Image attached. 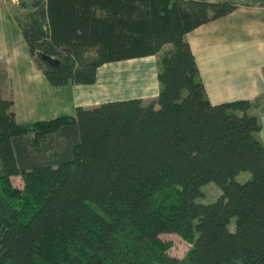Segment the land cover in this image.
Listing matches in <instances>:
<instances>
[{"label":"trees","instance_id":"16d2710c","mask_svg":"<svg viewBox=\"0 0 264 264\" xmlns=\"http://www.w3.org/2000/svg\"><path fill=\"white\" fill-rule=\"evenodd\" d=\"M235 9L33 0L15 17L53 87L92 86L105 65L163 54L159 95L149 102L79 106L75 116L21 124L0 86V264H264L263 124L255 114L264 99L213 105L187 40ZM243 172L252 178L240 183ZM210 183L221 197L198 203ZM166 231L190 246L184 259L158 238Z\"/></svg>","mask_w":264,"mask_h":264},{"label":"crops","instance_id":"0c3cea01","mask_svg":"<svg viewBox=\"0 0 264 264\" xmlns=\"http://www.w3.org/2000/svg\"><path fill=\"white\" fill-rule=\"evenodd\" d=\"M196 1L236 6L231 14L209 22L187 35L210 102L219 105L264 99V0ZM10 3L14 5L19 1L0 0V63L2 71L7 72L8 76L21 71L20 64L23 63L20 58L21 38L17 37L18 40L14 42L5 33L4 27L8 21L3 11ZM158 60L159 56H156L103 66L95 85H73L75 105L92 109L107 102L155 100L160 91ZM30 62L31 67L22 72L30 71L41 79L43 74L31 57ZM120 68H127L124 77L116 75ZM10 90L12 95L13 88ZM2 95L6 97L4 88ZM5 99L12 100L10 97ZM255 114L263 124L261 136L264 142V102Z\"/></svg>","mask_w":264,"mask_h":264},{"label":"rangeland","instance_id":"374dc122","mask_svg":"<svg viewBox=\"0 0 264 264\" xmlns=\"http://www.w3.org/2000/svg\"><path fill=\"white\" fill-rule=\"evenodd\" d=\"M18 4H11L4 7L5 33L10 40L16 41L21 38L20 64L22 70L31 67L29 50L27 44L22 40L21 31L18 28L14 15L23 17L31 10L33 0H18ZM24 2V3H23ZM161 53L159 55H162ZM15 72L8 76L7 72L0 73V86L4 88L6 97L15 101L14 112L17 121L21 124L35 123L38 121H49L62 116H75L77 105H75V93L72 84L66 87H53L46 78L41 75V79L30 71ZM127 68H120L116 75L124 77ZM123 86H121L122 88ZM13 88L12 95L10 94ZM4 97V98H6ZM252 178L248 172H243L237 176V181L244 183ZM15 185L22 187L20 178L14 179ZM204 198L197 200L198 203L210 204L216 202L222 195V190L215 184L210 183L203 187ZM234 229V224L231 225ZM165 242H172L173 248L169 251L172 257L180 260L184 259L190 249V246L172 231H166L158 236Z\"/></svg>","mask_w":264,"mask_h":264},{"label":"water","instance_id":"95a60500","mask_svg":"<svg viewBox=\"0 0 264 264\" xmlns=\"http://www.w3.org/2000/svg\"><path fill=\"white\" fill-rule=\"evenodd\" d=\"M44 60L48 61L50 64H58V61L53 60V59L48 58V57H44Z\"/></svg>","mask_w":264,"mask_h":264}]
</instances>
